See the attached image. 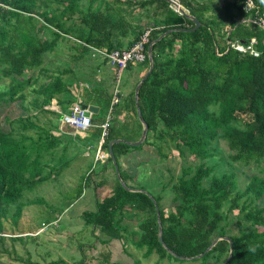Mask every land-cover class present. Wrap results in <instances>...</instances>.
I'll use <instances>...</instances> for the list:
<instances>
[{"label": "trees", "instance_id": "16d2710c", "mask_svg": "<svg viewBox=\"0 0 264 264\" xmlns=\"http://www.w3.org/2000/svg\"><path fill=\"white\" fill-rule=\"evenodd\" d=\"M174 1L197 19L200 26L196 30L182 31L193 28V22L164 0H0V79H9L6 87H0V109L13 107L10 111L20 109L24 113V117L11 120L5 116L2 122L9 129L0 128V250L6 239L12 243L20 239L7 233V222L13 216H20L25 207L44 203L43 200L21 201L24 192L47 177L42 176L46 165L41 160L45 154L56 160L67 149L65 142L53 136L51 126L35 125L37 115L52 116L58 112L62 115L61 123L72 129L63 118L76 105L94 103L99 112L91 115V125L85 131L94 130L95 134L87 136L96 147L101 140V125L106 122L111 107L114 90L108 93L97 81V68L90 75L91 80L88 78L93 83L92 89L79 92V101L75 103L73 89L63 79L69 70L57 69L49 74L50 70L43 68L45 56L70 38L77 44L75 59L82 58L78 55L81 52H90L92 58L94 51L126 50L149 31L147 54L149 43L171 31L152 46L153 69L138 92L139 110L148 127L139 146H153L162 158L166 157L163 147L173 148L181 157L189 156L198 162L183 167L178 176L162 183L161 189L170 186L173 194L170 210L161 207L160 196L153 197L164 245L173 255L190 260L173 257L159 243L152 199L141 192L125 190L115 173L110 194L96 200V210L82 213L81 218L84 225L92 226L93 233L98 231L108 237L102 240L94 235L95 241L105 244L115 240L123 248L132 242L138 249H145L144 256L154 253L160 261L169 257L181 262L211 259L218 264H264V206L261 205L264 200V30L252 22L264 17V0H252L254 7L249 11L243 8L246 0H225L217 10L212 6L220 0ZM251 39H255L253 49L258 56L232 47L236 44L246 47ZM102 64H107L106 58H102ZM136 65H128L126 70ZM138 65H145L147 73L148 57ZM40 79L43 82L38 83ZM139 82L133 86L125 106L131 112V120L138 118L134 92ZM26 88L30 89L29 94L25 93ZM78 88L75 80L74 90L77 92ZM119 103L111 107L107 135L100 145L101 153L107 155L99 170L103 178L98 183L95 180L93 188L105 185L109 163L113 165L108 154L109 142L115 139L136 142L141 136L139 119L136 134L127 131L121 135L112 127ZM52 105L59 108L54 111ZM99 113L104 117H98ZM48 119L52 125V119ZM95 124L97 129H92ZM32 130L35 135L30 133ZM220 139L231 153L230 160L248 168L256 167L262 176L253 173L240 190L233 171L216 175L215 166L209 165L208 160L215 157L214 142ZM57 146H62L58 157L53 152ZM128 147L123 143L113 144L112 151L120 179L127 188H133L121 175L118 165V158L126 155ZM65 165L60 164L58 169L63 170ZM87 186L86 181L85 186L78 187V198ZM234 211L238 232L231 235L226 228L228 216ZM126 212L136 218V241L135 232L124 223ZM219 237L231 240L229 259V243L224 239L197 258ZM11 254L16 257L14 260L25 264H68L61 259H43L44 256L32 262L29 257H18L15 249ZM101 256V263L107 264L109 252ZM83 263L84 259L72 262Z\"/></svg>", "mask_w": 264, "mask_h": 264}, {"label": "rangeland", "instance_id": "374dc122", "mask_svg": "<svg viewBox=\"0 0 264 264\" xmlns=\"http://www.w3.org/2000/svg\"><path fill=\"white\" fill-rule=\"evenodd\" d=\"M223 1L225 0L215 1L212 8L217 10V7ZM228 1L232 2L233 0ZM76 48L77 44L71 38L66 39V41H61L60 45L51 54L45 56V63L43 65V68L50 70L49 74L56 72L57 69L69 70L70 73L64 76L63 79L69 84L68 88L70 90L73 89L71 95L75 103L79 101V92H86L92 89L93 83L88 78L91 80L90 75L95 71V68H100L99 75L107 73L112 78L115 76L107 64H102L101 57L95 56L91 58L90 52H77L82 58L75 59ZM132 70L140 73L139 78L135 77V81H140L144 73H146V66L137 64ZM126 73L127 70L122 73L118 84V88L122 92L125 90L121 82L124 83L126 78H128ZM75 80H77L79 86L77 92L74 90ZM41 82H43L41 79L38 80V83ZM8 84V78L0 79V87L4 88ZM29 90V88H26L25 93L29 94ZM52 106L51 109L55 111L56 107ZM12 108L0 109V128L4 130L9 129L2 122L5 116H8L10 120L19 116L24 117V113L20 109L10 111ZM54 115H37L35 125L47 128L51 126L53 136L66 143V152L61 153L62 146H57L55 150H52L57 155L56 157L61 153L58 159H51L45 154L44 159L41 160V163L46 165L42 170V176L47 177L43 182L35 186V188L24 192V198L21 201L43 200L44 203L25 207L20 216H13L7 222V233H13L17 235L16 237L19 236L20 239L13 243L10 239H6L1 248L3 251L0 250V264H25L14 260L16 257L11 254L12 249H15L18 257L23 259L29 257L32 262H37L41 259V256H44L43 259H61L68 262V264L82 259H84L83 264H102L101 255L109 252L110 260L107 264H218V262L211 259L205 262L204 260L181 262L166 257V259L160 261L154 253L149 257L144 256L145 249H138L132 242L127 243L125 248H123L119 241L110 240L105 244L101 240L95 241L94 235H97L102 240H108V237L99 234L98 231L93 233L92 226L87 227L84 225L81 215L86 211L94 212L96 210L95 201H100L103 197L110 194L114 187L113 174H116V172L113 165L109 163L107 170L110 172L106 173L104 177L106 180L105 185L93 188L94 181L96 180V183H98L103 178H100L99 175L102 163L105 162L103 159H100L102 153L98 154L95 146L88 148V143L92 142V139L86 137L88 135L87 131L79 132L78 134L81 135L82 133L84 135L81 137L74 133L75 131H72V129L61 126V114L57 112ZM98 117L104 116L102 113H99ZM46 118H49L48 121L51 118L53 124H48ZM137 119L135 118L134 120L137 129L136 132L139 130ZM119 132L121 135L126 134L127 129L125 128ZM30 133L35 135L33 130ZM214 146L217 152L214 158L208 160V164L215 166L214 173L216 175L219 176L222 173L233 171L237 176L238 188L240 190L245 188L253 173L262 176V173L258 172L256 167L248 168L241 162H233L230 160L229 155L231 153L223 140H215ZM95 152L99 156L97 157V159H100L99 162L95 159ZM163 152L166 154L165 158H162L153 146H130L127 148L126 155L118 158V165L121 175L128 180L127 184L133 187L130 189L142 190L149 193L152 197L160 196L161 200L159 203L161 207L168 211L172 207L171 199L173 194L170 186L166 189H161L162 183L168 182L170 177L178 176L183 167L196 165L198 162L193 161L189 156L181 157L173 148L163 147ZM103 155L107 156L105 152ZM59 163L61 165H67H65V168L63 167V170H59ZM89 173L91 175L88 177L86 174ZM86 181L88 182V186L84 187L82 195L78 198V187H81L83 184L85 186ZM207 182L208 179L205 180V184ZM261 205L264 206V200L261 201ZM130 213L126 212L124 215V223L129 230L135 232L133 237L136 241V231L138 230L136 218L130 215ZM233 213L228 216V226L226 228L229 230L228 234L231 235L237 234L238 232V220L235 216L236 211ZM259 230L262 231L261 228ZM81 245L83 248H79ZM89 245L93 246L90 247ZM41 262L43 263V260Z\"/></svg>", "mask_w": 264, "mask_h": 264}, {"label": "built area", "instance_id": "2783aa9c", "mask_svg": "<svg viewBox=\"0 0 264 264\" xmlns=\"http://www.w3.org/2000/svg\"><path fill=\"white\" fill-rule=\"evenodd\" d=\"M254 7L252 0H246L243 4V8L246 11L251 10ZM253 24H256L262 30H264V17H258L252 20ZM148 36L149 31H146L140 38V40L135 43L131 48L126 50H114L110 53H104L101 51H94V56L106 58L107 64L110 68H112L115 72V85L119 84L120 78L122 73L127 69L128 65H136L144 63L147 54L145 51V45L148 43ZM255 44V39H251L249 44L246 47L242 45L236 44L232 45V47L238 51H249L254 56H258L257 52L254 51L253 46ZM120 101L119 90L116 88L113 91L112 100H111V107L118 104ZM110 107L109 113L106 119V122L101 125L102 134H101V141L103 138L106 137L108 127H109V117L111 116L112 108ZM83 110L81 109L80 105H76L73 108V111L69 116H65L63 118V122L67 123L75 132H83L90 127L91 121L90 117L92 113L88 117L83 115ZM98 154L101 153L100 147L97 151ZM101 158H104V155H100ZM99 157V156H97Z\"/></svg>", "mask_w": 264, "mask_h": 264}, {"label": "water", "instance_id": "95a60500", "mask_svg": "<svg viewBox=\"0 0 264 264\" xmlns=\"http://www.w3.org/2000/svg\"><path fill=\"white\" fill-rule=\"evenodd\" d=\"M166 1L168 4H170L171 6H173L178 12H180L182 15H184L186 18L190 19L193 24H194V27L191 28V29H184L182 31L184 32H191V31H194L196 30L199 26H200V23L197 21V19H195L194 17L192 16H189L183 9L182 7L174 0H164ZM181 29H177V31H179ZM171 31H166L165 33H163L158 39L152 41L151 43H149L148 45V48H147V57H148V61H149V69L147 71V73L142 77V79L140 80L139 84L136 86L135 88V92H134V100H135V107H136V111H137V115H138V119L142 125V134H141V137L138 141L136 142H129V141H125V140H122V139H115V140H112L109 142L108 144V154H109V157L111 158L112 162H113V165H114V168H115V172H116V176L119 180V182L121 183V185L124 187L125 190L127 191H130V192H141L143 194H146L148 197H150L152 199V202L155 204V208H156V213H157V219H158V232H159V236H158V241L159 243L166 249V251L168 253H170L173 257L177 258V259H181V260H190V258H182V257H179L177 255H173L172 252H170L166 246L164 245L163 243V239H162V227L161 225L159 224V212H158V208H157V205L155 203V200L154 198L147 192H144L142 190H135V189H130V188H127L125 186V184L123 183V181L120 179V175H119V170H118V167H117V163H116V160H115V157L113 155V151H112V145L113 144H119V143H123V144H126V145H130V146H133V147H137L139 145L142 144V142L144 141L145 137H146V134H147V130H148V127L145 123V121L143 120L142 116H141V113H140V110H139V105H138V92H139V89H140V86L141 84L144 82V80L149 76V74L152 72V69H153V62H152V57H151V50H152V46L157 43L160 39H162L164 36H166L167 34H169ZM81 109L84 111L83 112V115L85 117H88L90 115V113H97L98 111V108L95 107V106H90V105H81ZM227 240V242L229 243V256H228V259L230 258L231 254H232V243H231V240L229 238H225V237H219V238H216L212 244L204 251L203 254L199 255L197 258H200L202 257L206 252H208L218 241L220 240ZM227 259V260H228Z\"/></svg>", "mask_w": 264, "mask_h": 264}, {"label": "crops", "instance_id": "0c3cea01", "mask_svg": "<svg viewBox=\"0 0 264 264\" xmlns=\"http://www.w3.org/2000/svg\"><path fill=\"white\" fill-rule=\"evenodd\" d=\"M132 68H131L130 71H127L126 75H127L128 78H126L125 82L124 83L121 82V85H122V87L124 88L125 91L122 92L120 90L122 92L121 93V100H120L119 106H117V108H116L117 109L116 113L113 115L112 127L115 128V129H118L119 131H122L123 129L126 128L127 131H129L130 133H133L134 134L137 131V129L135 127L136 126L135 121L134 120H131L129 118V115H130L131 112H130V110H128L129 111V113H128L126 111V108H125V106H127L128 105V102H129V94H130L133 86L137 82V81H135V77H138V78L140 77V73L139 72L136 73V70L134 71V70H132ZM99 69L100 68H97V71L98 72H97L96 79H97L98 82H101L102 83L103 87H105V89H107V92L108 93L109 92H112L113 90H115L116 88H118V87H114V81H113L114 78H112L111 75L110 74H107V73L104 74V75H102V74L99 75V73H100V70ZM113 72H114V70L112 69V74H113ZM114 74H115V72H114ZM88 105L97 107V105H95L94 103H90ZM58 108L56 107V109H58ZM98 112H99V108H98L97 113ZM97 113H95V114L93 113L92 115H96ZM130 117H132V116L130 115ZM131 125H132V127H131ZM61 126H63V128L65 127V128H68L69 129V127L65 126L63 123H61ZM97 127H98L97 124H95L94 127H92V129H97ZM130 129H133V130H130ZM61 131H63V130H61ZM74 133L78 134V132H74ZM87 134L89 136H91V135L95 134V132L93 130V131H89ZM78 135L81 136V137L84 136L82 133H81V135L80 134H78ZM78 135H76V136H78ZM86 137H88V136L86 135ZM101 144H102V141L100 140L97 143V146H96V149H95L96 152H97V150H98V148L100 147ZM89 147L90 148H93V146H92V144L90 142L88 143V148ZM96 152H95V156L96 157L94 156L95 159H97ZM102 155H103V153H102ZM105 157L106 156H104V158ZM104 158H102V159H104ZM97 160H99V159H97ZM109 172L110 171H108V173Z\"/></svg>", "mask_w": 264, "mask_h": 264}, {"label": "clouds", "instance_id": "9594fccd", "mask_svg": "<svg viewBox=\"0 0 264 264\" xmlns=\"http://www.w3.org/2000/svg\"><path fill=\"white\" fill-rule=\"evenodd\" d=\"M93 114V113H92Z\"/></svg>", "mask_w": 264, "mask_h": 264}]
</instances>
